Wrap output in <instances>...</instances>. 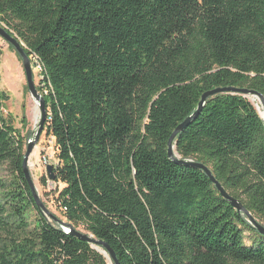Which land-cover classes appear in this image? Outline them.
Instances as JSON below:
<instances>
[{"label": "trees", "instance_id": "1", "mask_svg": "<svg viewBox=\"0 0 264 264\" xmlns=\"http://www.w3.org/2000/svg\"><path fill=\"white\" fill-rule=\"evenodd\" d=\"M0 24L43 66L56 179L39 181L56 185L58 219L120 264H264V235L168 156L206 91L264 95V0H0ZM9 100L0 90V264H115L37 206ZM174 145L264 223V119L249 98L209 97Z\"/></svg>", "mask_w": 264, "mask_h": 264}, {"label": "water", "instance_id": "2", "mask_svg": "<svg viewBox=\"0 0 264 264\" xmlns=\"http://www.w3.org/2000/svg\"><path fill=\"white\" fill-rule=\"evenodd\" d=\"M0 37L6 41L9 45L13 46L15 49L16 53L21 57L22 62H23V67H24V72H25V77H26V82L28 85V89L32 95V97L36 100V102L39 105L40 108V119L38 122V127L37 131L35 132V135L32 139H30L27 142V147L26 151L24 154L23 158V172L25 175V178L31 188L33 197L36 201L37 206L44 212L46 216L51 218L52 220H55L56 222L60 223L62 226H65L67 228V231L70 235L77 237L78 239L88 242L92 245L93 248L100 247L106 252L110 260H113L115 264H120L119 259L117 257V254L115 250L111 247V245L101 239L95 238L92 234H88L85 232H82L80 230L75 229L71 224H64L60 219H58L45 205L43 200L38 194L37 188L35 186V182L32 178L31 171L29 168V160L34 152L35 147L37 146L40 137L45 130V125L47 121V108H46V103L43 95L39 92L37 85L35 83L34 79V71L32 67V60L31 57L26 53L25 48L23 44L20 42V40L12 35L5 26L0 24ZM219 93H231V94H240L243 95L244 97L248 96H257L264 107V95L256 90L248 89V88H240V87H234V86H226V87H217L211 90L206 91L203 93L201 96V99L198 103V106L196 110L188 116L181 124L177 126V128L174 130L172 135L169 138L168 141V156L171 160L178 164H185V165H190L193 167L200 168L203 170L207 176L210 178V180L213 182V184L216 186L217 190L220 192L221 196L226 199L229 204L235 208L239 213H243L247 216L248 220L252 224V226L257 229V231L260 234L264 235V223H261L258 219H256L249 210L236 198L231 196L227 190L222 186V184L215 178L213 175L211 169L206 166L205 164L201 162H195L193 160L189 159H182L177 156L175 152V145L174 141L175 138L179 133H181L190 123L192 120L196 119L201 111L203 110V107L207 101V99L211 96H214ZM261 116V115H260ZM263 119V117L261 116ZM54 166L53 164H48L46 166V172L47 176L51 181H54L56 179V174L54 172ZM96 249V248H95ZM99 251V250H98ZM102 253V252H101Z\"/></svg>", "mask_w": 264, "mask_h": 264}, {"label": "rangeland", "instance_id": "3", "mask_svg": "<svg viewBox=\"0 0 264 264\" xmlns=\"http://www.w3.org/2000/svg\"><path fill=\"white\" fill-rule=\"evenodd\" d=\"M12 35L16 36V34ZM21 43L23 44V42ZM31 60L37 88L40 87L39 89H44L45 92H47L45 86L41 87L40 85L42 71L39 70L36 59L31 57ZM0 90L6 92L10 96V100L5 103L6 111L11 112L15 118L16 127L25 135L26 141H29L34 137L35 132L37 131L40 119V108L28 89L21 57L16 53L15 49L1 37ZM39 92L41 93V90H39ZM44 156L49 161V164H52L55 161L54 139L52 136L47 135L46 130L43 131L40 140L30 157L29 168L38 194L47 208L56 217L65 220L61 209L55 203L53 193H51V190L56 188V185L49 181V186L44 188L39 181L42 175H47L46 165L42 163V157ZM54 185L55 187H52ZM80 231L90 234V232L83 227L80 228Z\"/></svg>", "mask_w": 264, "mask_h": 264}, {"label": "bare ground", "instance_id": "4", "mask_svg": "<svg viewBox=\"0 0 264 264\" xmlns=\"http://www.w3.org/2000/svg\"><path fill=\"white\" fill-rule=\"evenodd\" d=\"M248 98L251 100V102H253V103L255 104V106L257 107V109H258L260 115H261V116L263 117V119H264V107H262V104H261L259 98H258L257 96H254V95H252V96H248ZM95 248H96L97 250H99L100 252H102V254H104L107 258H109L108 255L106 254V252H104L103 249H101L100 247H96V246H95ZM109 260H110V259H109Z\"/></svg>", "mask_w": 264, "mask_h": 264}, {"label": "built area", "instance_id": "5", "mask_svg": "<svg viewBox=\"0 0 264 264\" xmlns=\"http://www.w3.org/2000/svg\"><path fill=\"white\" fill-rule=\"evenodd\" d=\"M33 58H35L36 59V63H37V65H38V68H39V70L40 71H43V66H42V64L40 63V61H39V59L37 58V57H33ZM42 77V76H41ZM42 79V78H41ZM53 138V137H52ZM42 163L44 164V165H48L49 164V161L46 159V157L44 156V157H42ZM52 183V182H51ZM53 184V183H52ZM62 229L64 230V231H66V232H68L67 231V228L65 227V226H62Z\"/></svg>", "mask_w": 264, "mask_h": 264}]
</instances>
